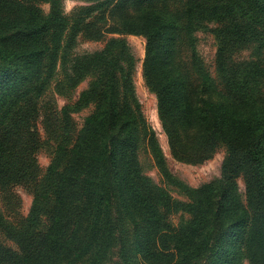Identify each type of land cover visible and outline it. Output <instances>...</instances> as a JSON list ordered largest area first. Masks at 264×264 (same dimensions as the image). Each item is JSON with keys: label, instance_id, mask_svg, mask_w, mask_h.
<instances>
[{"label": "trees", "instance_id": "trees-1", "mask_svg": "<svg viewBox=\"0 0 264 264\" xmlns=\"http://www.w3.org/2000/svg\"><path fill=\"white\" fill-rule=\"evenodd\" d=\"M63 1L0 0V190L14 199L13 186L22 185L33 195L23 218L10 220L0 209V235L17 246L0 241V264H102L127 218L142 240L168 243L177 256L172 264H264V0H75L88 6L70 17ZM40 3L49 4L47 14ZM125 9L134 17L105 29L107 15ZM80 32L94 40L106 33L118 37L72 56L57 91H71L87 77L90 83L60 109L62 128L69 129L71 113L93 111L70 146L65 138L58 142L38 180L32 150L20 143L21 127L10 123L15 114L35 112L59 53L71 51ZM208 32L218 42L220 84L197 49V34ZM124 35L145 40L143 77L173 157L201 163L223 144L219 177L197 188L173 178L135 97V60ZM249 47L250 60L234 59ZM192 131L197 134L189 148L183 135ZM140 143L188 202L172 200L143 176L136 159ZM240 175L246 204L237 190ZM177 212L187 220L173 227L167 215Z\"/></svg>", "mask_w": 264, "mask_h": 264}, {"label": "rangeland", "instance_id": "rangeland-1", "mask_svg": "<svg viewBox=\"0 0 264 264\" xmlns=\"http://www.w3.org/2000/svg\"><path fill=\"white\" fill-rule=\"evenodd\" d=\"M39 6L45 14L48 13L50 9L49 4L40 3ZM86 6H88V3L80 1H63V11L68 17L72 15L75 9ZM112 17V19H109L107 15L105 29L113 21L119 22L122 19L130 20L134 17V14L131 10L125 9L116 11ZM99 27L102 28V25L99 24ZM111 37H118V35L106 33L100 40H94L87 38L83 32L78 33L71 51H67L65 54L63 52L59 53L53 77H50L49 85L45 92L35 101V112L32 115L29 113H21L20 115L15 114L13 116V122L10 124L13 125L17 122L20 125L22 136L20 143L24 148L32 150V157L35 159L36 166L39 169L38 180L43 178L48 166L54 160L58 142L65 138L68 146H70L74 142L77 132L81 129L84 118L93 111V107L89 106L79 112L71 113L70 126L66 132L62 128L59 111L62 107L72 105L77 100L79 94L87 89L90 78L87 77L80 81L71 91L65 89L63 94L57 91V83L60 81L66 83V74H69L71 70L72 56L98 51L102 49L106 40ZM122 37L126 39L135 60L133 72L135 97L141 105L142 113L147 124L156 136L167 167L173 178L189 187L197 188L219 177L222 163L227 155L226 146L223 144H218L209 154L208 158L201 163H185L173 157L168 138L158 117L155 95L148 89L143 77L142 66L145 40L142 36L137 35H124ZM197 38V49L204 67L216 83L220 84L215 63L218 42L212 32L198 33ZM182 57L186 60L185 50H182ZM251 58L252 48L250 47L234 55V59L238 61L250 60ZM196 134L195 131L184 133V142L189 148L193 147ZM18 147L20 150H23V147ZM22 152L26 155L24 150ZM136 159L143 176L149 178L154 185L162 187L172 200L188 202L186 195L176 185L167 182L161 176L143 143H140L138 146ZM236 182L238 193L243 203L246 204L244 177L240 175ZM12 193L15 196L14 199L9 197L10 193L1 192L0 190V209L2 214L10 220L17 219L18 217L23 218L30 210L33 197L32 191L25 186L15 185L13 186ZM187 216V214L182 212L171 213L167 215V222L175 227L186 221ZM127 219L124 223V231L121 239L115 241L102 264H172L176 260L177 256L173 254L174 251L168 243L157 238L142 240L137 235V226L134 225L131 219ZM0 241L10 249H17L16 244L2 234L0 235ZM138 242L142 243V245H138ZM168 254L173 255L169 258L162 257V255ZM191 264H209V262L208 260L200 259ZM242 264L251 263L248 260H244Z\"/></svg>", "mask_w": 264, "mask_h": 264}]
</instances>
